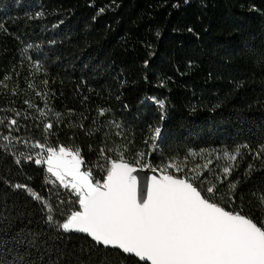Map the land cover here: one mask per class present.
Listing matches in <instances>:
<instances>
[{"label": "trees", "instance_id": "16d2710c", "mask_svg": "<svg viewBox=\"0 0 264 264\" xmlns=\"http://www.w3.org/2000/svg\"><path fill=\"white\" fill-rule=\"evenodd\" d=\"M37 142L101 182L116 150L161 169L239 148L217 201L264 223V0H0V264H150L57 227L79 206Z\"/></svg>", "mask_w": 264, "mask_h": 264}, {"label": "snow or ice", "instance_id": "6c2138e0", "mask_svg": "<svg viewBox=\"0 0 264 264\" xmlns=\"http://www.w3.org/2000/svg\"><path fill=\"white\" fill-rule=\"evenodd\" d=\"M43 15L36 13L37 17ZM26 103L34 107L29 101ZM158 103L163 107L162 101ZM105 111L101 109L100 115ZM10 125H17V120L11 119ZM52 127L49 122L45 130ZM160 136L161 128L156 127L152 139ZM33 147L44 149L45 145L37 142ZM151 147L155 149L156 145ZM46 151V160L38 155L34 163H46L47 172L74 194L72 204L79 206L57 223L64 232L85 233L96 245L121 250L150 264H264V223L258 226L240 211L227 210L213 199L215 185L203 189L196 185L199 176L179 178L166 169H153L144 161L143 152L130 162L125 159L124 150H116L118 159L110 160L103 181H94L92 169L81 170L85 161L80 149L59 146L47 147ZM100 153L104 155V149ZM239 154L237 148L235 153L224 155L235 161ZM173 167L180 171L176 164L167 165ZM147 169L160 174L142 182L139 172ZM224 172L230 173V168L225 167ZM13 187L42 201L27 185ZM235 188V184L230 185L231 190ZM258 202L264 208V194ZM47 221L53 222L54 217L48 215Z\"/></svg>", "mask_w": 264, "mask_h": 264}, {"label": "rangeland", "instance_id": "374dc122", "mask_svg": "<svg viewBox=\"0 0 264 264\" xmlns=\"http://www.w3.org/2000/svg\"><path fill=\"white\" fill-rule=\"evenodd\" d=\"M226 152L227 151L224 150H210L198 153L195 152V155L189 153L185 158L169 163L178 165L180 171H177L175 167L167 168V165L169 164L163 165L161 169H166V171H168L170 174L176 175L179 178L199 176V179L196 180V185L201 189L207 186L215 185L216 195L213 197V199L218 202L217 200L220 196V192L223 190L224 186L228 185L227 182L229 181L231 174V172L226 174L224 172V168L229 167L231 169L235 162L229 161L227 159V157L224 155ZM33 157L36 159L37 154L33 153ZM149 164L151 165V163ZM44 165L47 169L46 163ZM204 165H207V168H205ZM151 166L153 169H158L153 165ZM193 169H195L194 172L192 171ZM81 234L87 235L85 233Z\"/></svg>", "mask_w": 264, "mask_h": 264}, {"label": "water", "instance_id": "95a60500", "mask_svg": "<svg viewBox=\"0 0 264 264\" xmlns=\"http://www.w3.org/2000/svg\"><path fill=\"white\" fill-rule=\"evenodd\" d=\"M153 174H155V175H159L160 172H159V171L153 172L151 169H150V170H146V171H141V172H139V176L141 177L142 182H143L147 177H149V176H151V175H153Z\"/></svg>", "mask_w": 264, "mask_h": 264}, {"label": "built area", "instance_id": "2783aa9c", "mask_svg": "<svg viewBox=\"0 0 264 264\" xmlns=\"http://www.w3.org/2000/svg\"><path fill=\"white\" fill-rule=\"evenodd\" d=\"M48 147H52V146H48ZM47 147H45V149H43L38 155L39 158L46 160L47 157V151H46ZM37 155V157H38Z\"/></svg>", "mask_w": 264, "mask_h": 264}]
</instances>
